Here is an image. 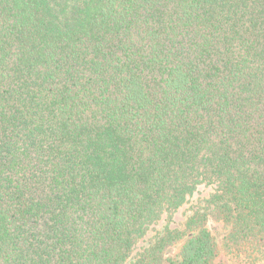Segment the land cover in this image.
<instances>
[{"label":"trees","instance_id":"1","mask_svg":"<svg viewBox=\"0 0 264 264\" xmlns=\"http://www.w3.org/2000/svg\"><path fill=\"white\" fill-rule=\"evenodd\" d=\"M210 221L264 259V0H0V264H217Z\"/></svg>","mask_w":264,"mask_h":264},{"label":"rangeland","instance_id":"2","mask_svg":"<svg viewBox=\"0 0 264 264\" xmlns=\"http://www.w3.org/2000/svg\"><path fill=\"white\" fill-rule=\"evenodd\" d=\"M209 189H206L203 191V193L200 194V197L206 196ZM197 197H193L187 204H184L176 213H174L171 217V220L169 221L167 218L161 220L155 228L149 232L147 235L145 241L142 243V245H148L152 242V240L159 234H161L167 224L168 227H175V228H181L182 223L184 222L186 216L190 213L193 206L197 205ZM208 228L214 235L217 244H218V255L215 259V262L217 264H264V259L261 258L256 254V252H232V251H226L223 248V238L228 232V228L223 225L222 223H215L210 221L208 224ZM179 245H174L170 248V251L168 252V256L172 259H177V253H178Z\"/></svg>","mask_w":264,"mask_h":264}]
</instances>
